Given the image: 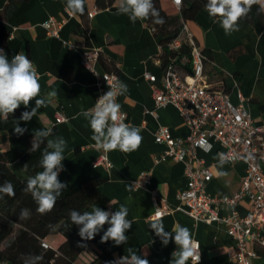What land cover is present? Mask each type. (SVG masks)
Masks as SVG:
<instances>
[{"label":"crops","instance_id":"crops-1","mask_svg":"<svg viewBox=\"0 0 264 264\" xmlns=\"http://www.w3.org/2000/svg\"><path fill=\"white\" fill-rule=\"evenodd\" d=\"M161 8L168 15H178L179 10L171 0H159ZM7 0H0V29L7 32L2 49L9 60L18 52L28 56L36 66L41 85L40 95L45 98L46 106L37 110L30 122L20 121L27 131L17 136L13 127L21 113L31 111L35 100L28 108L21 105L7 119L0 117V155L8 162L11 170L21 179L27 174L20 166L19 159L25 152L23 141L38 129H51L53 138L61 136L67 141L62 162L64 170L59 180L68 185L61 195L70 192L84 180L100 179L99 189L107 198L103 204L93 207L115 212L121 205L128 208L127 219L133 222L126 232V244L116 246L109 240L113 261L128 255L127 249L136 250L137 255L147 258L149 264H171L172 253L177 250L174 241L164 246L159 237L150 229L157 219H162L165 231H172L175 224L187 227L191 237L200 245L199 264H238L230 255L234 250V239L227 234V225L223 222L206 224L196 222L184 210H175L160 218H153V205L147 189H154L158 195L168 201L172 207L180 206L176 195L185 188L187 178L183 164L170 157L160 159L165 146L154 141V132L158 126H167L173 137L184 138L189 129L172 105L155 107L151 83L144 78V73L156 77L154 84L161 87L162 65L158 58L159 38L152 33L148 22L137 20L132 23L127 15H117L118 0L106 8H97L94 0H85L83 15H72L66 11V0H25L13 11L4 13ZM264 0L258 5L261 8ZM92 13V16H88ZM264 14V11H262ZM49 17L63 21L58 36H50L42 23ZM205 8H200L186 25L196 43L203 49L211 62L204 66L209 82L221 89L232 104H243L255 124L264 123V16L251 21L239 20V31L225 35L219 23H213ZM65 41L73 47L64 44ZM101 50L98 61L94 64L99 72L116 71L118 82L127 85L128 91L117 95L116 102L126 112L127 123L138 127L142 136L139 147L131 152L98 150L91 140L92 130L88 119L78 115L82 110L92 109L97 97L95 75L81 62L80 54L87 48ZM184 69L189 68L186 59L178 60ZM55 92V96L48 94ZM240 95V96H239ZM155 111L154 118L150 111ZM56 114H62L66 120L56 123ZM219 146L205 153L197 152L209 167L212 177L205 185L208 195L222 199L237 192L244 176V164L225 161L220 164ZM99 154H105L111 166H92ZM151 171V180L147 189L135 187L133 182L140 179V173ZM264 171V163H262ZM249 199L243 197L234 206L239 216L249 210ZM218 215L225 217L230 208L222 203L216 205ZM105 224L101 234L107 230ZM174 236V234H173ZM62 236L57 233L48 235L44 242L56 249ZM258 251L252 259L253 264H264V249L250 245ZM89 250V249H88ZM93 251L83 252L76 264H85L92 257ZM82 261V263L79 262ZM187 263V262H186ZM3 264H9L6 261ZM112 264V263H111Z\"/></svg>","mask_w":264,"mask_h":264},{"label":"built area","instance_id":"built-area-1","mask_svg":"<svg viewBox=\"0 0 264 264\" xmlns=\"http://www.w3.org/2000/svg\"><path fill=\"white\" fill-rule=\"evenodd\" d=\"M171 1L179 10L181 4L178 6L174 0ZM88 16L91 17L92 13ZM62 22L49 17L42 25L50 36L57 37ZM180 23L178 35L167 47L177 50L185 42L189 46V59L187 60L189 68L184 69L177 57L167 59L162 66L161 87L154 84L156 81L154 75L144 73V78L151 83L155 107L172 105L189 129V134L180 138L173 137L167 126L160 125L153 135L155 143L165 146L160 159L170 157L183 164L187 182L185 188L176 195L180 206L172 207L166 199L158 195L156 190L147 189L151 180L150 170L142 171L140 179L134 181L133 184L135 187H144L148 190L154 208L153 218L171 214L184 206V210L196 222L225 223L227 234L235 241L230 258L238 264H253L252 259L258 255V251L250 245L264 249V171H262L264 123H254L240 95L241 102L234 105L224 91L215 88L209 82L204 66L211 60L196 43L186 22L181 20ZM68 46L73 47L71 44ZM158 50H162L160 45H158ZM100 55L101 50L97 47L87 48L80 54L82 64L96 78L95 104L100 96L110 90V86L118 82L116 71L99 72L95 69L94 64ZM150 114L154 118L157 117L154 110L150 111ZM120 116L123 122L127 123L126 112L121 108ZM65 120L62 114H56V123ZM200 140H205L207 144H210L211 149L214 144H217L219 146L217 153H223L227 158L226 161L244 164V176L241 178L237 192L222 199L214 198L206 193L205 185L211 179L212 173L204 164V160L197 155L199 150L209 152L199 145ZM98 165L109 168L111 163L105 154H99L92 162L93 167ZM245 196L249 199V210L244 216H239L234 206ZM219 202L231 209L225 217L218 215L216 205ZM191 239L197 245L196 251L200 255L198 240L194 237ZM41 246L48 247L44 241L41 242ZM3 262L0 258V264ZM186 264H192L191 258Z\"/></svg>","mask_w":264,"mask_h":264},{"label":"clouds","instance_id":"clouds-1","mask_svg":"<svg viewBox=\"0 0 264 264\" xmlns=\"http://www.w3.org/2000/svg\"><path fill=\"white\" fill-rule=\"evenodd\" d=\"M180 5L182 0H174ZM260 0H207L204 5L209 16L214 18L213 23H219L225 35H231L239 31L238 21L245 17L254 4ZM85 0H66V11L72 15H83L85 12ZM261 11H264V4H261ZM117 15H127L132 23L137 20L145 21L152 19L155 24H164L165 20L160 15L153 0H118ZM39 73L36 66L22 52L15 54L10 60L3 49H0V117L7 119L21 105L28 108L30 101L35 100V107L31 111L21 113L19 120H15L13 131L17 136H22L27 131L26 127L20 126V121L30 122L36 115L37 110L46 106L45 98H37L40 95L41 85ZM128 91L127 85L117 82L110 86V90L97 99L94 108L82 110L78 115L84 116L89 121L92 130L91 140L98 150H115L131 152L136 150L142 136L140 129L131 123H125L120 116L121 105L116 102L117 95ZM55 96V92L48 94ZM51 129H38L33 134L29 152L40 149L41 144L45 147L40 161V172L29 177L26 182L25 192L30 193L37 203V211L45 214L53 209L57 198L68 185L59 180V174L64 170L63 153L67 147V141L61 136L52 137ZM199 145L207 152L211 145L205 140H200ZM220 164L223 165L226 157L223 153L218 154ZM27 164L24 166L26 167ZM0 194L15 196V188L11 181L0 184ZM2 198V197H0ZM30 215L29 209H22L20 218L26 219ZM159 216V213H157ZM128 208L121 205L115 212L106 211L100 207H93L91 211L83 213L71 210L69 217L71 223L80 226L78 235L82 240H92L100 233L105 224L109 227L101 236V243L109 240L116 246L126 244L128 236L126 232L132 228L133 222L127 219ZM150 229L160 238L162 244L167 246L174 241L177 250L172 253L171 264H186L191 258L192 264H199L200 255L197 254V245L192 241L190 231L187 227L175 224L172 231H165L162 219L153 221ZM174 234V236H173ZM83 246V245H81ZM128 255L119 257L112 264H149L147 258L137 255L136 250L127 249ZM42 255H28L24 257V264H40Z\"/></svg>","mask_w":264,"mask_h":264},{"label":"trees","instance_id":"trees-1","mask_svg":"<svg viewBox=\"0 0 264 264\" xmlns=\"http://www.w3.org/2000/svg\"><path fill=\"white\" fill-rule=\"evenodd\" d=\"M25 0H7L4 13L13 11ZM97 8L108 7L113 0H94ZM154 5L160 11L165 23L155 24L152 19L146 20L153 34L158 36V44L162 50L158 52V58L163 66L169 58L189 59V46L183 42L179 49H168V44L178 35L180 21L192 20L200 8H205L207 0H182L178 15H168L160 6L159 0H153ZM260 6L254 4L245 17L239 20L251 21L252 16L259 20L264 16ZM7 32L0 29V49L6 40ZM33 137L28 136L23 144L25 152L19 159L20 166L27 176L19 178L9 167L6 159L0 155V184L11 181L15 188V196L0 194V258L9 264H24V257L28 255H42L40 264H76V260L85 251H93L91 259L85 264H111L113 262L112 249L109 241L101 243L98 233L92 240H82L78 235L79 227L71 223L69 212L77 210L81 213L87 211L90 206L103 204L107 198L99 189L100 179L91 178L76 185L70 192L60 198L53 209L45 214L37 211V203L30 193L24 191L29 177L42 171L40 161L45 147L29 152ZM27 164L26 167H24ZM29 209L30 215L26 219L20 218L22 209ZM53 233L62 236L61 243L56 249L44 248L41 242ZM83 245V246H81ZM89 249V250H88Z\"/></svg>","mask_w":264,"mask_h":264},{"label":"rangeland","instance_id":"rangeland-1","mask_svg":"<svg viewBox=\"0 0 264 264\" xmlns=\"http://www.w3.org/2000/svg\"><path fill=\"white\" fill-rule=\"evenodd\" d=\"M79 262H80V263H82V261H81V260H79Z\"/></svg>","mask_w":264,"mask_h":264}]
</instances>
